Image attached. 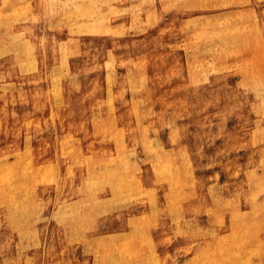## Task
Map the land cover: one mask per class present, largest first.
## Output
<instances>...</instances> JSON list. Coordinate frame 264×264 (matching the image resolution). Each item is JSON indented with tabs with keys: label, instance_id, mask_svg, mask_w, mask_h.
<instances>
[{
	"label": "bare ground",
	"instance_id": "obj_1",
	"mask_svg": "<svg viewBox=\"0 0 264 264\" xmlns=\"http://www.w3.org/2000/svg\"><path fill=\"white\" fill-rule=\"evenodd\" d=\"M215 1L0 0V264H262L264 77L246 62L241 81L224 78L259 54L263 2L211 14L219 35L201 42L221 44L225 69L209 103L173 107L149 68L74 83L85 58L111 73L97 49L122 55L128 5L149 26L155 8Z\"/></svg>",
	"mask_w": 264,
	"mask_h": 264
},
{
	"label": "rangeland",
	"instance_id": "obj_2",
	"mask_svg": "<svg viewBox=\"0 0 264 264\" xmlns=\"http://www.w3.org/2000/svg\"><path fill=\"white\" fill-rule=\"evenodd\" d=\"M224 1L226 0H216L213 4L205 3L194 12L184 2L175 9L155 8L147 18H154V16H158V18L152 21L149 26L147 21L152 19L145 22L143 17L136 20L137 17L134 16V20L130 21L128 16L136 14L137 11L134 5H128V8L122 12V19L126 23V31L122 33L115 30V34L120 39L117 52L122 53V55L112 60V57L110 58L111 49L108 44H105L102 48L99 46L97 49L102 60L107 58L110 61L111 65L105 67V69L108 72L111 71V73H106L103 70L104 67L100 65L98 66L99 71H92L87 66H83L89 59L85 58L82 59L81 65L77 68L78 72L75 75L74 83L82 87L88 80H97L95 81L96 87L99 89V84L103 86L101 80L108 77L124 74L137 76L141 73L145 75V68L147 70L149 68L154 71V77L162 83L160 96L168 100V103L173 102V107L175 104L181 105V100L187 95L195 96L194 99L209 103L210 96L207 90L208 86L205 83L219 77L225 66L220 62L222 57L221 44L212 46L213 43L203 44L201 40L205 36L217 40L218 29H220L219 26L222 22L215 19L214 16L212 17L211 14L221 12L223 10L221 4ZM261 2L264 5L263 0H252L247 4L248 7L253 9L252 4L258 7ZM176 9L180 11L177 15L173 14ZM162 10L165 11L162 12ZM257 15L258 19H261L262 26L260 30H262L264 28V14ZM198 24L203 25V29H200ZM71 58L74 59V57ZM206 62L207 65H205ZM230 62V73L224 78L227 82L236 83L242 80L243 73L247 69L246 62H251V70L264 77V44L262 43L260 52L256 57L254 52H248L242 58L235 56ZM234 67L236 69H233ZM207 76L208 80H205L204 78ZM193 77L196 78V81L193 80ZM69 80H72V77ZM108 87L115 89L116 85L109 81ZM151 101L150 99L149 104L144 106V109L147 108L146 113H151L156 108ZM89 103H92V101L89 102L87 98L84 99L83 105L87 106ZM96 109L101 110L100 107ZM262 111L257 129L261 126L260 130L263 132L262 138H264V110ZM123 113L129 112L124 109ZM83 117L88 118L89 114L86 112ZM143 117L145 119V113H143ZM51 131L56 130L51 128ZM8 158L9 163H12L14 158L11 156ZM261 166L264 167V164ZM263 167L259 170L261 178L264 172ZM260 198L264 202V189ZM260 235L264 243V226L262 227V225ZM263 243L262 251L264 252ZM261 263L264 264V257L261 258Z\"/></svg>",
	"mask_w": 264,
	"mask_h": 264
}]
</instances>
